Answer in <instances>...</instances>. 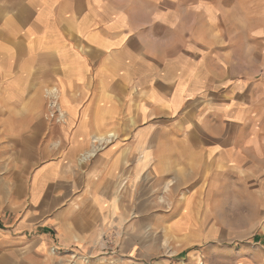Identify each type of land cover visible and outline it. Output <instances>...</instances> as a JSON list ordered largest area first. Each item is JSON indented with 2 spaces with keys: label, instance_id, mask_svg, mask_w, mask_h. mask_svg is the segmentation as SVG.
<instances>
[{
  "label": "crops",
  "instance_id": "1",
  "mask_svg": "<svg viewBox=\"0 0 264 264\" xmlns=\"http://www.w3.org/2000/svg\"><path fill=\"white\" fill-rule=\"evenodd\" d=\"M177 173L189 197L152 216L142 191ZM263 177L264 0H0V264H68L103 238L116 256L74 263L147 264L156 219L187 258L148 264H210L192 198L264 205Z\"/></svg>",
  "mask_w": 264,
  "mask_h": 264
},
{
  "label": "rangeland",
  "instance_id": "2",
  "mask_svg": "<svg viewBox=\"0 0 264 264\" xmlns=\"http://www.w3.org/2000/svg\"><path fill=\"white\" fill-rule=\"evenodd\" d=\"M54 98L46 99L44 118L48 124L56 123L59 120V113L55 109ZM61 115V114H60ZM128 118V116H127ZM176 119V116L173 118ZM32 167V165H31ZM162 176V177H161ZM167 179V180H166ZM264 187V177L257 181ZM170 185L169 189H165ZM222 187H229L228 184H222ZM257 188V185L255 186ZM190 188L188 179L185 175L177 173L172 177L163 174L158 177V189L153 192L142 191L143 200H152L156 202V208L151 212L152 216L158 218L170 210L172 206L175 208L177 201L188 198L190 195ZM254 192V191H253ZM204 194V193H203ZM201 194L198 198L194 197L188 209L195 211V218L190 227V231L205 229V233L210 237L199 245H196L193 250L198 251V256L206 263H220V264H245L248 262H262L264 261V205L256 206L249 202L244 205L245 200L241 198L235 191H222V197L219 207L213 206V198L211 202H206L205 206L193 205L198 199H203ZM204 199H208L206 196ZM255 202V200H253ZM173 203V205L166 204ZM129 220H127L123 229L119 230L116 234L120 235L127 240L132 235L128 228ZM160 219H156L152 223L150 229L142 230L141 233V254L135 256L136 259L148 263L153 262H181L186 260L187 253H179L177 237L173 238L171 232H166L163 228ZM150 224L142 223V227L149 226ZM193 233V232H192ZM189 232H187L188 236ZM186 235H184L186 237ZM183 236V237H184ZM258 238V241L254 238ZM104 247L98 251L91 250L86 252L85 256H79L73 251L68 252V264L74 263L76 257L82 263H89L95 258L104 257L109 254L117 255L119 250L116 245H113L111 240L103 238ZM257 244H256V243ZM218 248L219 251H218ZM54 252V250H52ZM51 252L52 254H54Z\"/></svg>",
  "mask_w": 264,
  "mask_h": 264
},
{
  "label": "bare ground",
  "instance_id": "3",
  "mask_svg": "<svg viewBox=\"0 0 264 264\" xmlns=\"http://www.w3.org/2000/svg\"><path fill=\"white\" fill-rule=\"evenodd\" d=\"M49 93H50V92H49ZM115 135H116V134H115L114 132H112V133L109 134L108 137H109L110 139H112ZM85 156H86V155H85ZM87 156H88V155H87ZM85 159H86V158H85ZM87 159H88V158H87Z\"/></svg>",
  "mask_w": 264,
  "mask_h": 264
}]
</instances>
